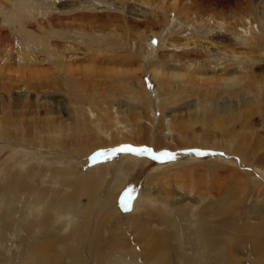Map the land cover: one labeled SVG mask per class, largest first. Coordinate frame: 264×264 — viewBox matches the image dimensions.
Listing matches in <instances>:
<instances>
[{"label": "rangeland", "instance_id": "obj_1", "mask_svg": "<svg viewBox=\"0 0 264 264\" xmlns=\"http://www.w3.org/2000/svg\"><path fill=\"white\" fill-rule=\"evenodd\" d=\"M43 1L50 9L46 15L17 25L0 22V67L4 68L0 75V217L4 211L10 222L4 234L0 230V264H31L42 257L49 264H78L70 250L77 241L65 239L63 242L58 237L76 236L80 222L86 232L80 248L83 257L89 255L90 261L96 257V252H90L91 248L87 247L89 239L98 242L99 249H105L109 233L119 227L115 233L119 236L124 233L121 238L127 236L134 242L129 251L125 239H121L115 249L106 252L110 260L124 264V258L133 257L137 264H147L145 257L151 249L147 244L148 231L152 236L164 233L168 224L160 221V214L171 217L182 206L190 208L192 230L183 247L168 250L171 264H184L189 256L193 258L196 248L191 241L197 243V252L201 251V238L195 225L202 208H207L208 219L214 216V219L234 220V239H238L235 248L239 247L235 250L234 264H264V254H257L264 251V176L256 170H264V39L260 36L264 33V24L259 21L260 16L264 22V3L260 0H154L156 7L159 5L155 11L159 13L164 3L165 6L176 2L181 10L173 26L176 32L170 37L165 35L164 44L162 42L151 56L148 49L158 45L154 33L163 22L144 17L152 14V8L142 4L147 0ZM0 5L8 3L0 0ZM244 15L251 17L252 25L258 26L261 33L254 34L256 40L252 48L230 31L215 28L216 20H221L229 21L228 30L240 29L244 24L242 26L239 19ZM194 16L189 24L214 17V26L203 24L201 28L202 25L196 24L198 31L189 26L179 33L180 24ZM204 29L212 31L208 33ZM183 42L187 45H181ZM243 53L244 56L251 54L254 59L248 61L246 56L242 57ZM24 55L29 62H21ZM68 67H74L73 77L72 72L67 73ZM153 67L165 73L162 82L155 78ZM83 69L85 71H81ZM172 71H179L184 77H180V81L177 77L172 79L169 76ZM231 73L242 80L233 87L235 89L227 87L226 92L218 80ZM259 83L262 88L258 87ZM159 92L165 104L169 103V108L164 107V114L175 122L179 132L175 141H180L179 149L166 147L174 139L166 134L167 128L164 127L163 132L158 126L161 114L157 108L159 103L164 105L158 99ZM246 94H250L249 97ZM205 101L224 105L215 113L207 109L203 116L204 111L200 109L199 114L196 108ZM115 110L125 128L109 120ZM229 112L231 117L226 116ZM97 121L102 123L109 137L99 132L95 126ZM156 133L164 145H156ZM122 138L125 140L121 141ZM124 146L148 148L155 155L117 151ZM14 174L24 182L16 183ZM192 182L197 186H192ZM39 187L47 192L40 193ZM58 203L63 205L61 209L57 208ZM101 205L113 208L115 219H106L107 210L100 209ZM146 212L154 216V223L147 226L140 218ZM36 214L47 216L51 222L39 225ZM89 218L92 222L87 223L85 220ZM115 220L121 224H115L116 228L111 224ZM257 223L260 228L254 226ZM38 226H44L42 231L45 227H57L56 243L48 239L40 251L33 252L21 241L25 230L41 236ZM138 236L144 238L137 240ZM257 237L261 246L253 247ZM233 252L226 250V255L232 256ZM226 262L227 257L221 264Z\"/></svg>", "mask_w": 264, "mask_h": 264}, {"label": "bare ground", "instance_id": "obj_2", "mask_svg": "<svg viewBox=\"0 0 264 264\" xmlns=\"http://www.w3.org/2000/svg\"><path fill=\"white\" fill-rule=\"evenodd\" d=\"M4 1H6L7 3H8V5L7 6H2V5H0V22H1V24H5V25H13V24H22L25 20H27V19H30V18H36V17H38V16H41V15H46L49 11H50V9L48 8L49 7V5L48 4H46L43 0H4ZM127 2L129 1V0H126ZM251 1V0H250ZM249 1V2H250ZM254 1V0H253ZM175 2V1H174ZM256 2V1H255ZM260 2H262V3H264V0H260ZM247 3V2H246ZM142 4H144V5H146V6H148V7H151L152 8V14L150 13V14H148V15H144V17L145 18H147V19H151V20H153V21H159V20H161L163 23L162 24H160V29L157 31V32H155L154 33V35L157 37V42H158V45L157 46H151V47H149V51H148V53H149V55H154L155 54V52L159 49V47H160V44L163 42V44H164V41H165V35H167L168 37H170L171 35H172V33H174V32H176V30L173 28V26H174V23H175V21L178 19L177 17H176V15H179L180 14V10L181 9H178L177 7H176V2L175 3H171V5H165L164 6V4H163V6L162 7H160L159 9H161V13H159L158 11H155V9H157L158 8V6L159 5H157V7H156V4H155V2H154V0H147L146 2L145 1H142ZM186 7V6H185ZM184 7V8H185ZM170 8H172V11H171V9ZM174 15L173 16V19H171V17H172V14ZM161 14V15H160ZM194 14V13H193ZM200 17V16H199ZM254 17V16H253ZM194 18H195V16L193 17V18H189V20L186 22V23H183V24H180V28L177 30L179 33H183L186 29H188L189 28V26H191L195 31H198V27H197V25H200V27H201V25H202V27L201 28H203V24H205L206 26H211V27H213L214 25L212 24V22L213 21H215L214 19H216V18H214V17H209V18H206V19H204L203 21H205L204 23H203V21H201L200 22V20H197L196 22H194L193 24H189V21H194ZM251 18V17H250ZM249 17H245V15L242 17V18H240L239 19V21L242 23V26H243V24H244V27H242V28H240V29H237V28H235V27H233V30H228V28H227V23L229 22V21H227V23L226 22H223V21H218V20H216L217 21V24H215V28H219V29H224V30H227V31H230L231 32V34H233L234 36H236L237 38H239L240 40L239 41H241V42H244V43H246V44H249L250 46L249 47H251L252 46V43H253V45H254V43H255V40L256 39H254L255 37H254V34L257 32V33H260V30L258 29L259 27L258 26H253L252 24V22H251V19H250ZM254 18H257V16L256 17H254ZM259 21L261 22V24H264V22H263V19L259 16ZM201 19V18H200ZM225 20V19H224ZM255 23V22H254ZM197 24V25H196ZM204 31H206V32H208L206 29H204ZM210 31H212V29H210L209 30V32L208 33H210ZM261 34V33H260ZM262 35H264V33H262L260 36L264 39V37L262 36ZM173 37V36H172ZM171 37V38H172ZM192 37V36H191ZM197 37V36H196ZM258 37V36H257ZM167 38V37H166ZM260 38V37H259ZM262 38H261V40H262ZM150 40H151V38H150ZM258 41H259V39H258ZM240 42V43H241ZM239 43V44H240ZM258 43V42H257ZM173 44V46H175V43H172ZM184 45L185 44V46L187 45V42H183V43H181V45ZM258 45V44H257ZM178 46V45H177ZM176 47V46H175ZM225 47V46H224ZM253 47V46H252ZM251 47V48H252ZM256 47V46H255ZM255 47H254V49H255ZM177 48V47H176ZM227 48H228V51H229V46H227ZM257 48V47H256ZM56 49V48H55ZM226 49V48H225ZM224 49V50H225ZM262 50V49H261ZM61 51V50H60ZM60 51H58L57 53H61ZM249 51H251V50H249ZM65 52H66V50H65ZM251 52H253V51H251ZM232 53V52H231ZM247 53H248V51H247ZM254 53V52H253ZM27 54V53H26ZM263 54V53H262ZM62 56H64L63 55V53L61 54ZM237 55V54H236ZM19 56H21V55H19ZM238 56H240V55H238ZM245 56L248 58V61L249 60H253L254 59V56H251V54H245ZM245 56H244V53H243V56L242 57H244L245 58ZM61 58V57H60ZM147 58V57H146ZM239 58V57H238ZM21 62L23 61V60H25V61H28L29 62V60H28V58H27V56H22L21 57ZM92 60H95L94 58H91ZM148 59V58H147ZM65 60V59H64ZM240 60L238 59V62H239ZM88 62H90V61H88ZM95 62V61H94ZM219 62V61H218ZM242 62V61H241ZM243 62H244V60H243ZM222 63V62H221ZM221 63H219V64H221ZM252 63V62H251ZM85 64V63H84ZM246 64H247V62H246ZM245 64V65H246ZM258 64V63H257ZM66 65V64H65ZM85 65H87V64H85ZM88 65H91V64H88ZM94 65V64H93ZM93 65H91V66H93ZM215 65H217V64H215ZM222 65V64H221ZM239 65H240V63H239ZM242 65H243V63H242ZM244 65V66H245ZM248 65V64H247ZM73 66V65H72ZM97 66V65H96ZM153 66V65H152ZM256 66V65H255ZM264 66V65H263ZM83 67H85L84 65H83ZM146 67V66H145ZM254 67V66H253ZM64 68V67H63ZM71 68H73L72 70H71ZM70 69H69V67H68V72L67 73H70V75H71V72H72V77H73V70H74V67H71ZM143 68V67H142ZM150 68H151V66H150ZM244 68H246V67H244ZM247 68H248V66H247ZM62 69V68H61ZM86 69V68H85ZM85 69H83V70H81V71H85ZM124 69V68H123ZM123 69H121L120 71L122 72V71H124ZM141 69V68H140ZM30 70V68H28V70L27 71H29ZM151 70V69H150ZM177 70H180V69H177ZM3 71H4V68H2V67H0V75H2V73H3ZM76 71H78V70H76ZM88 70H86V72H87ZM114 71V70H113ZM152 71L154 72V74H155V78L156 79H159L158 81H160V82H162V80H161V77H162V75L163 74H165V73H163L162 72V70L159 68V67H153V69H152ZM225 71V70H224ZM254 71V70H253ZM151 72V71H150ZM201 72V71H200ZM30 73H32L31 71H30ZM137 73V72H136ZM196 73V72H195ZM260 73V72H259ZM263 72H261V74H262ZM35 74V73H34ZM153 74V75H154ZM168 75H169V73H167ZM167 74H166V76H167ZM221 74H223V73H221ZM187 75V74H186ZM189 75V74H188ZM246 75V74H245ZM257 75V74H256ZM263 76H264V74H262ZM169 76H171L172 77V79H173V77H177L178 79L181 77H184V74L183 73H181V72H179V71H177V72H173L172 71V73H170V75ZM168 76V78H171V77H169ZM220 76V75H219ZM244 76V75H243ZM261 76V75H260ZM164 77V76H163ZM188 77V76H187ZM191 77V76H190ZM213 77H214V75H213ZM216 77H218V76H216ZM257 77H258V75H257ZM71 78V77H70ZM212 78V77H211ZM262 78V77H261ZM141 79V78H140ZM189 79H191V78H189ZM210 79V78H209ZM182 80V79H181ZM208 80V79H207ZM215 80V79H214ZM213 80V78H212V81H214ZM240 80H242L241 78H239L238 76H237V74H235V73H231L230 75H224V76H221L220 78H219V80L218 81H220L221 82V86H223V88H225V90L222 88V90H224V91H228L230 88H233L234 86H236V84H237V82H239ZM262 80V79H261ZM264 80V79H263ZM164 81V80H163ZM168 81V80H167ZM170 81V80H169ZM177 81V80H176ZM179 81H180V79H179ZM179 81H177V82H179ZM190 81V80H189ZM218 81H217V83H218ZM260 81V80H259ZM141 82V81H140ZM175 82V81H174ZM177 82H175V83H177ZM211 82V81H210ZM216 82V81H215ZM181 83H183V82H181ZM216 83V84H217ZM241 83V82H240ZM158 85V84H157ZM165 85V84H164ZM218 85H220L219 83H218ZM140 86V85H139ZM170 86H171V83H170ZM237 86H239V84L237 85ZM256 86V85H255ZM159 87H161V85L159 84ZM227 87H229V89H227ZM258 87H260V88H262V86L260 85V83H259V85H258ZM219 88H220V86H219ZM238 89H240L239 87H237ZM237 88H236V90H237ZM253 88V87H252ZM257 88V87H256ZM259 88V89H260ZM171 89V88H170ZM233 89H235V88H233ZM253 89H255V88H253ZM263 90H264V87L262 88ZM261 89V90H262ZM173 90V89H172ZM216 90V89H215ZM218 90H221V89H218ZM262 90V91H263ZM233 91V90H232ZM237 91H239V90H237ZM236 91V92H237ZM157 92V91H156ZM235 92V93H236ZM255 92V91H254ZM254 92H252V93H254ZM147 93V92H146ZM218 93V92H217ZM225 93V92H224ZM234 93V94H235ZM145 94V93H144ZM148 94V93H147ZM237 94V93H236ZM235 94V95H236ZM250 94H251V91H250ZM250 94H248V95H250ZM256 94H257V92H256ZM264 94V93H263ZM149 95V94H148ZM226 96H227V94H225ZM238 95H239V93H238ZM247 94H246V96H248ZM255 95V94H254ZM157 96H158V99L160 100V102L161 101H163L164 102V105L163 104H161L160 105V103H159V106H158V108H157V110H159L158 112H160V117H159V119H158V124H160V125H158V126H160V128L162 129L161 131H163L164 132V127L165 128H167V135H169L170 137H172L174 140H172L171 141V143L169 142V143H167V145H166V147L167 148H169V149H179V143H180V141H179V143H177L176 141H175V138H176V135H178L179 134V132L177 131V128H176V125H175V122H174V120H173V118L171 117V116H169V115H166V114H164V112H165V110H164V107H166V108H169L168 107V104L169 103H167V104H165V98H163V95L162 94H160V92L159 93H157ZM232 96H233V93H232ZM237 96V95H236ZM252 96H253V94H252ZM261 96V95H260ZM259 96V97H260ZM263 96V95H262ZM197 97V96H196ZM211 97V96H210ZM234 97V96H233ZM249 97V96H248ZM235 98V97H234ZM252 98V97H251ZM262 98V97H261ZM147 99V98H146ZM156 99V98H155ZM172 99V98H171ZM214 99V98H213ZM218 100V99H217ZM225 100V99H224ZM230 100V99H229ZM229 100H225V101H229ZM244 100V99H243ZM248 100H250V99H248ZM254 100V99H253ZM255 100H256V98H255ZM220 101V100H219ZM232 101V100H231ZM230 101V102H231ZM257 101H258V99H257ZM245 102V101H244ZM247 102V101H246ZM151 103V102H150ZM171 103V102H170ZM229 103V102H228ZM233 102H231V104H232ZM251 103V102H250ZM256 103V102H255ZM262 103H264V102H262ZM173 104V103H172ZM220 104V103H219ZM219 104H215L214 102H204V104H202V103H198L197 104V108H196V110L199 112V110L201 109V111H204L203 113V116H205L207 113H206V111H207V109H212L214 112L213 113H215V111H217L218 109H219V107L222 105H220V106H218ZM230 103H229V105H231ZM235 104H237V103H235ZM235 104H233V105H235ZM247 104V103H246ZM254 104V103H253ZM257 104V103H256ZM258 104H260V102H258ZM257 104V105H258ZM224 105V104H223ZM223 105H222V107H223ZM228 105V104H227ZM256 106V105H255ZM254 106V107H255ZM139 107V106H138ZM149 107H151V104L149 105ZM261 107V106H260ZM233 108V107H232ZM240 108H241V106H240ZM256 108V107H255ZM90 109V108H89ZM150 109H152V107L150 108ZM221 109V108H220ZM227 109V108H226ZM229 109H231V108H229ZM233 109H235V106H234V108ZM242 109V108H241ZM257 110H258V108H256ZM255 109V110H256ZM107 110V109H106ZM116 112H115V114L113 115V112L109 115L110 116V121L111 120H113L114 122H116L117 124H120L122 127H126V126H123L122 125V117L120 116V114L118 113V110H115ZM151 111V110H150ZM150 111H149V113H150ZM192 111V110H191ZM221 111V110H220ZM222 111H223V108H222ZM241 111H243V110H241ZM247 111H248V108H247ZM264 111V110H263ZM224 112V111H223ZM227 112V111H226ZM225 112V113H226ZM238 112H240V111H238ZM249 112H250V110H249ZM248 112V113H249ZM251 112H252V110H251ZM89 113V112H88ZM145 113V112H144ZM192 113V112H191ZM220 113V112H219ZM224 113V114H225ZM230 114L228 115H226L227 117H231V112H229ZM247 113V114H248ZM140 114H142V113H140ZM199 114H200V112H199ZM233 114H235V113H233ZM244 114V113H243ZM246 114V113H245ZM246 114V115H247ZM91 115L92 116H94V114L91 112ZM106 115V114H105ZM188 115H189V113H188ZM219 115V114H218ZM238 115V114H237ZM215 116H216V118L218 117L217 116V114H215ZM221 116V115H220ZM219 116V117H220ZM240 116H241V114H240ZM249 116V115H248ZM97 117V116H96ZM244 117H246L247 118V116H245L244 115ZM154 118V117H153ZM167 118V119H166ZM226 118V117H225ZM249 118V117H248ZM108 119V118H107ZM165 119H166V124H165V126H164V121H165ZM232 119V118H231ZM235 119V118H234ZM106 120V119H105ZM108 120V121H109ZM140 120V119H139ZM208 120V119H207ZM236 120V119H235ZM108 121H106V122H108ZM154 121V119L151 121V123ZM159 121H161V123H159ZM226 121V120H225ZM92 122V121H91ZM112 122V121H111ZM234 123V122H233ZM101 122L100 121H97L96 123H95V126L98 128V130H99V132L100 133H102V134H105V135H107V137H109V135L107 134V130H104L103 129V127L101 126ZM113 124V123H112ZM235 124V123H234ZM93 125H94V123H93ZM93 125H92V127H93ZM111 125V124H110ZM224 125V124H223ZM117 127V126H116ZM224 127V126H223ZM222 127V128H223ZM96 129V128H95ZM126 129H128V128H126ZM135 129V128H134ZM138 129V128H137ZM136 130V129H135ZM97 132V131H96ZM133 132V131H132ZM235 132V131H234ZM254 132V131H253ZM130 133H131V131H130ZM132 134V133H131ZM133 134H134V132H133ZM156 135V137H155V143H156V145L157 144H162L161 142H163V141H161V136L159 135V133H158V135H157V133L155 134ZM132 136V135H131ZM130 136H128V137H126V139L127 138H129ZM133 137V136H132ZM131 137V138H132ZM111 139H112V137H110ZM231 138V137H230ZM232 139V138H231ZM125 139H121V141H124ZM140 140V139H139ZM182 140V139H181ZM184 140V139H183ZM200 140V139H199ZM233 140V139H232ZM235 140V139H234ZM134 141V140H133ZM137 141V140H136ZM193 141H196V140H193ZM218 141V140H217ZM226 141V140H225ZM197 142V141H196ZM201 142H203V141H201ZM222 142H224V141H222ZM229 142V141H228ZM138 143V142H137ZM165 144V143H164ZM164 144H162V145H164ZM189 145V144H188ZM100 146V145H99ZM228 146L229 145H227V148H228ZM195 147V146H194ZM199 147H202V146H199ZM204 147H206V146H204ZM232 147H234V145L232 146ZM183 148H184V146H183ZM186 148V147H185ZM191 148V147H190ZM203 148V147H202ZM208 148V147H207ZM252 148V147H251ZM184 150H186V149H184ZM236 150V149H235ZM236 151H238V150H236ZM236 157V156H235ZM246 157V156H245ZM254 157V156H253ZM260 157H263V156H260ZM255 160V159H254ZM252 162V161H251ZM245 163V162H244ZM249 163V162H248ZM250 164V163H249ZM244 165V164H243ZM246 165V164H245ZM67 166V165H66ZM247 167V166H246ZM214 168V167H213ZM248 168V167H247ZM258 168V167H257ZM251 169V168H250ZM69 170V169H68ZM95 170V169H94ZM105 170H106V168H105ZM255 170V169H254ZM256 170H258V172H260V174H262V176H264V170H262V169H256ZM255 170V171H256ZM246 171V170H245ZM105 172V171H104ZM212 172H214V171H212ZM257 172V171H256ZM162 173V172H161ZM7 174H8V172H7ZM18 174V173H17ZM17 174H14V175H12L13 176V178L15 179V182L16 183H18V184H21V183H23L24 182V179L23 178H20ZM37 174V173H36ZM9 175V174H8ZM26 175V174H25ZM55 175V174H54ZM96 175V174H95ZM56 176V175H55ZM260 176V175H259ZM40 177V176H39ZM122 177V176H121ZM95 178V177H94ZM81 179H82V177H81ZM35 180V179H34ZM38 180H39V178H38ZM58 180V179H57ZM36 181V180H35ZM264 181V180H263ZM38 182V181H37ZM45 182V181H44ZM49 182V181H48ZM124 182V181H123ZM197 182V181H196ZM196 182H192L193 183V185L192 186H197V184H195L194 185V183H196ZM50 183V182H49ZM189 184V185H190ZM24 185V184H23ZM121 185V184H120ZM219 185V184H218ZM237 186V185H236ZM124 187V186H123ZM212 187V186H211ZM27 188V187H26ZM40 189H41V191H40V193H45V192H47V190L45 189V188H41V187H39ZM195 188V187H194ZM222 188V187H221ZM45 189V190H44ZM60 189V188H59ZM114 189V188H113ZM226 189V188H225ZM120 190V189H119ZM222 190V189H221ZM227 190H228V188H227ZM247 190V189H246ZM246 190H245V192H246ZM229 191V190H228ZM241 191H242V189H241ZM56 192V191H55ZM54 192V193H55ZM63 192V191H62ZM240 192V191H239ZM228 193V192H227ZM211 194V193H210ZM221 194V192L219 193V195ZM168 195V194H167ZM22 196V195H21ZM147 196V195H146ZM1 197V196H0ZM141 201V200H140ZM61 203V202H60ZM60 203H58V205H57V208L58 209H61L62 207H63V205L62 204H60ZM2 204H3V202H2ZM55 204V203H54ZM95 204V203H94ZM102 204V203H101ZM25 205V204H24ZM75 205V204H74ZM164 205H165V203H164ZM68 206V205H67ZM102 206V205H101ZM105 206H107V205H105ZM5 207V206H4ZM115 207V206H114ZM226 207H228V206H226ZM13 208V207H12ZM15 208V207H14ZM66 208V207H65ZM102 208V210L104 209H106L107 210V217H106V219L107 218H110V219H112L113 220V218L115 219V214H114V209L113 208H111V207H105L104 208V206H102V207H100V209ZM166 209L167 208H169V206L167 207H165ZM224 208H225V205H224ZM17 209V208H16ZM132 209V208H131ZM170 209V208H169ZM190 209V208H189ZM189 209H187V207H185V206H182V207H179V208H177L176 209V212H175V214L173 215V216H169V217H166V216H163V214H160V221L162 222V223H166V224H168V228L167 229H165V232L163 233V232H161L159 235H155V236H152V234L153 233H150L149 231H148V233L149 234H147L148 236H149V240H148V242H147V244H148V246L151 248V249H149V252H150V255H149V252L147 253V256L145 257L146 258V263L147 264H171V260L169 259L170 257H171V255H169V252H168V250H171L172 248H176V247H183L182 245H183V242H184V240H188L189 238L187 237V235H188V232L189 231H191L192 230V226L190 225V216H189ZM227 209V208H226ZM5 210V209H4ZM12 210V209H11ZM15 210V209H14ZM21 210V209H20ZM57 210V209H56ZM103 210V211H104ZM134 209H132L131 210V212L133 211ZM6 211V210H5ZM18 211V210H17ZM2 212V216L0 217V230H1V233L2 234H4L7 230H8V228H9V225H10V222H8L7 221V218H6V215H5V213H4V211H1ZM12 212H14L13 210H12ZM26 212V211H25ZM31 212H33V211H31ZM50 212V211H49ZM87 213H88V210L86 211ZM199 213H198V215H200V218H199V222L197 221V223H196V229L198 230V233H199V237L201 238V240H200V247H201V251L198 253L197 252V247H198V245H197V243L195 242V241H191V242H193V246L196 248L195 249V251H194V256H193V258H192V256L190 257L189 256V260L187 261V263L185 262L184 264H204V263H206V264H221V262H222V260L224 259V258H226L227 257V262H226V264H234V260H235V254H237V252L235 253V250L237 249V248H239V247H237V248H235V244H237L238 243V239H234L235 238V235H234V233H233V230L235 229L234 228V220L232 219V218H227V219H225V220H220V219H218V218H215L214 219V216H213V219H208L207 218V216L205 215V213L206 214H208L207 213V208H206V210L204 209V208H202V209H200L199 211H198ZM16 213V212H15ZM52 213V212H51ZM116 213V212H115ZM119 213V212H118ZM133 213V212H132ZM53 214V213H52ZM101 214V213H100ZM105 214V213H104ZM128 214H131V213H128ZM54 215H55V213H54ZM57 215V214H56ZM116 215L121 219L122 217H121V214L119 213V215L116 213ZM14 216V215H13ZM39 216V217H38ZM52 216V215H51ZM100 216V215H99ZM115 216V217H114ZM128 216V215H127ZM209 216V215H208ZM226 216V215H225ZM232 216V215H231ZM234 216V215H233ZM18 217V216H17ZM27 217V216H26ZM26 217H25V219H26ZM36 217H38V223H39V225H42V223L44 222V223H49V221L51 222V219H49L47 216H44V215H42V214H36L35 215V218ZM152 217H154L153 215H152V213L151 212H146V213H143L142 215H141V223H144L145 224V226H147V225H149L150 223H154V218H152ZM227 217V216H226ZM41 218V219H40ZM53 218V217H52ZM91 218V217H90ZM90 218H89V221L88 220H85L87 223H89V222H92V221H90ZM188 218H189V220H188ZM9 220H10V218H8ZM20 219V218H19ZM32 219V218H31ZM105 219V220H106ZM123 219V218H122ZM132 219V218H131ZM11 220H13V219H11ZM26 221V220H25ZM25 221H23V222H25ZM57 221V220H56ZM60 221V220H59ZM102 221V220H101ZM111 221V220H110ZM109 221V222H110ZM124 221V220H123ZM159 221V222H160ZM12 222V221H11ZM103 222V221H102ZM13 223H15V222H13ZM30 223V222H29ZM117 223H119L118 221H116L115 220V222L114 221H112V227L116 224L117 225ZM238 223V222H237ZM19 224V223H18ZM34 224V223H33ZM53 224V223H52ZM91 224V223H90ZM98 224V223H97ZM107 224V223H106ZM120 224V223H119ZM260 224V223H259ZM15 225V224H14ZM24 225H26V223L24 224ZM49 225V224H48ZM58 225V224H57ZM115 225V228L117 227ZM121 225V224H120ZM119 225V226H120ZM133 225H134V223H133ZM161 225H163V224H161ZM258 226V223L257 224H254V226ZM22 226H23V224H22ZM137 226V225H136ZM256 226V227H257ZM260 227H261V225H259ZM258 226V227H259ZM13 227V226H12ZM32 227V226H31ZM30 227V228H31ZM42 227H44V226H38V230H40V233H41V236H37V235H35L36 233H34L33 234V232H31V231H29V230H25V236L23 237V239H22V241H21V244L23 245V246H25V247H27V248H29V249H31V250H33V252H38V251H40V249L42 248L41 246L44 244V243H46V241L48 240V239H50V241H52V242H55L56 243V239H55V236L57 237V227H55L54 226V228H51V226L50 227H45L46 228V230H44V231H42L41 230V228ZM60 227V226H59ZM89 227V226H88ZM121 228H122V226H120ZM236 227V226H235ZM259 227V228H260ZM20 228V227H19ZM96 228V227H95ZM119 227H117V229H118ZM120 228V229H121ZM147 230H149L147 227H145ZM259 228H257V229H259ZM117 229H113L114 231H111L110 233H109V237L110 238H108V240H106V242H107V245L105 246V249H99V247H97L98 246V242H96V243H94V241L92 240L91 241V239H89L90 241H89V244H88V246L87 247H90L91 248V250H90V252L91 251H95L96 252V257L93 259L92 257L94 256H91V258H92V260L90 261L89 260V258H90V256L88 255V257H83V255H82V251H80V248H82V246H81V244H82V242H83V235H84V230H83V227H82V222H80V224H79V226H78V228H77V230H76V233H77V235L76 236H73L72 234H70V236H67V237H58V238H60L63 242H64V240L66 239V240H72V241H77L76 243V246H72V248H70V250H72V252H71V254L73 255V257L74 258H76L77 259V262H78V264H87V263H92V261H94V264H116V261L114 260V261H112V260H110V258H109V255L108 254H106V252H109V250H111L112 248H116V246L118 245V244H120V241H121V239H125V245L126 246H128V249H129V251L131 250L130 248H131V246H132V242H134L133 240H130V239H128V237L126 236V238H121V236H124V233H120L121 235L119 236L118 234H116L115 233V231L117 230ZM256 229V228H255ZM257 229H256V231H257ZM19 230V229H18ZM110 230H111V228H110ZM109 230V231H110ZM95 231V230H94ZM93 231V232H94ZM99 231V230H98ZM20 232V231H19ZM252 232H254V231H252ZM20 233H24V232H20ZM86 233V232H85ZM97 233V232H96ZM235 233H236V231H235ZM239 233V232H238ZM39 234V233H38ZM20 235V234H19ZM21 235H23V234H21ZM98 235H99V232H98ZM140 235V234H139ZM227 236L226 237V239H224L225 237L224 236ZM238 235V234H237ZM145 236V235H144ZM232 236V237H231ZM256 236H258L259 238H261L259 235H256ZM231 237V238H230ZM256 238V239H254V242H253V247H255V246H258V247H260L261 245H259L260 244V240H259V238ZM3 238V237H2ZM144 237H140V236H138L137 237V240L138 239H143ZM234 239V240H230V239ZM109 239H111L110 240V242H108L109 241ZM65 240V241H66ZM95 240V239H94ZM174 240H176L175 242H174ZM2 242H3V244L5 245V243H6V241L5 240H1ZM17 241V240H16ZM246 241H247V239H246ZM51 242V243H52ZM86 242V241H85ZM138 242V241H137ZM38 243H39V245H38ZM262 243H263V241H262ZM20 244V243H19ZM85 244V243H84ZM83 244V245H84ZM171 244V246L169 247V248H166V246H168V245H170ZM264 244V243H263ZM227 245V246H226ZM81 246V247H80ZM120 246V245H119ZM162 246V247H161ZM163 246H165V248L163 247ZM52 247V246H51ZM50 247V248H51ZM130 247V248H129ZM35 248V249H34ZM75 248H76V250L77 251H80L79 253H77V251L75 250ZM263 248V247H262ZM125 249V248H124ZM264 249V248H263ZM24 250V249H23ZM44 250V249H43ZM81 250H84V247H83V249H81ZM123 250V249H122ZM226 250H229V251H233L234 250V252H233V255L232 256H228V255H226ZM258 250H259V248H258ZM4 251H6V250H4ZM133 251V250H132ZM136 251V250H135ZM260 251V250H259ZM42 252V251H41ZM240 252V251H239ZM6 253V252H5ZM40 253V252H39ZM7 254V253H6ZM95 254V253H94ZM138 255H139V253H137ZM249 254V253H248ZM259 256H262L263 254H264V251L262 250L261 252H259V253H257ZM36 255V254H35ZM81 255H82V257H81ZM132 254H130V256H131ZM137 255V256H138ZM163 255H165V258H162V256ZM129 256V255H128ZM9 257V256H8ZM26 257V256H25ZM135 257V259L137 258L136 256H134ZM18 258V257H17ZM27 258V257H26ZM133 258V257H132ZM131 257H128L127 259L126 258H124V260H126V261H124V264H128V262L130 261V262H135V260L134 259H132ZM34 259V258H33ZM123 260V259H122ZM121 260V261H122ZM119 262V261H118ZM196 262H199V263H196ZM15 264H17V263H15ZM31 264H49V262L48 261H46V260H43V257H42V259H40V260H34V261H32L31 262ZM93 264V263H92ZM119 264V263H118ZM130 264V263H129ZM134 264H137L136 262L134 263ZM177 264H181V263H177Z\"/></svg>", "mask_w": 264, "mask_h": 264}, {"label": "snow or ice", "instance_id": "obj_3", "mask_svg": "<svg viewBox=\"0 0 264 264\" xmlns=\"http://www.w3.org/2000/svg\"><path fill=\"white\" fill-rule=\"evenodd\" d=\"M117 151H120V152H136V153H139V154L149 153V154L155 155L154 153H152L151 149H148V148H133L131 146L121 147ZM199 154L203 155V153H199ZM165 155L171 156V154H167V153H165ZM172 158H174V157H172Z\"/></svg>", "mask_w": 264, "mask_h": 264}]
</instances>
